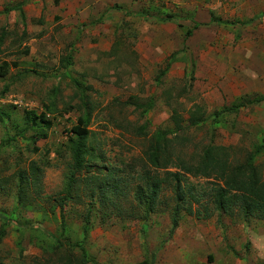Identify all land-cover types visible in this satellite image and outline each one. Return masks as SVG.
Wrapping results in <instances>:
<instances>
[{
  "label": "rangeland",
  "instance_id": "374dc122",
  "mask_svg": "<svg viewBox=\"0 0 264 264\" xmlns=\"http://www.w3.org/2000/svg\"><path fill=\"white\" fill-rule=\"evenodd\" d=\"M246 2L0 0V264H264V218L218 211L216 170L150 156L166 133L191 166L207 146L234 172L258 151L264 178V16ZM200 6L218 24L210 72L181 27ZM30 111L50 121L35 141ZM87 112L93 156L76 171L70 128Z\"/></svg>",
  "mask_w": 264,
  "mask_h": 264
},
{
  "label": "trees",
  "instance_id": "16d2710c",
  "mask_svg": "<svg viewBox=\"0 0 264 264\" xmlns=\"http://www.w3.org/2000/svg\"><path fill=\"white\" fill-rule=\"evenodd\" d=\"M17 9L20 10L21 15L23 14L21 11V7L17 6ZM199 23H195L194 27H197ZM181 26V25H180ZM183 27V32L186 37L190 36L193 31V27L181 26ZM174 55H169L168 60L166 62V67H169L170 64L173 63V59L171 57ZM176 59V58H175ZM7 63L4 62L3 65L0 66L1 74L6 73ZM227 111H233L238 109V105H231L229 107H225ZM38 118L39 122L35 123ZM28 120H30V124L32 128H34V135L31 137L33 141L37 138L45 137L47 134L42 131L43 126L49 125L50 121L45 118V114H38L30 111L28 113ZM89 120V112L85 113L82 117L78 118L76 124L72 125L70 128L72 137L69 138L71 142V151H72V160H73V168L78 171L83 168L85 165V156L90 154V157L93 154L90 153L87 148V140L90 136V130L86 128V125ZM38 128V129H36ZM40 132V133H39ZM159 140L154 143L151 148L150 156L151 162L153 160L156 162L155 166H160V160L165 159V164L172 163L179 168V170H184L188 173H192L193 175H203L208 176L213 170H216L217 178L221 181V183H214V199L213 202L218 211L223 212H232L235 211V207H239L244 214H255L259 217L264 218V178H262L261 174L254 167L253 163L256 160V154L250 156L245 165L235 167L237 172H234L229 166L228 162L221 158L220 150H224L223 147L220 146H207L203 150V155L199 161L198 165H187L185 163H181L176 157V159L172 156V154H168L167 146L164 141H160L163 138H166V133H158ZM178 160V163H176ZM248 170V171H246ZM72 172L70 182H73ZM173 177L175 178V190L177 191L178 200L183 199V191L180 189V171L172 172ZM153 178V176H152ZM162 180L155 178L154 183L152 185V191L156 192L160 188ZM192 199L198 201L195 196L192 194ZM190 200V199H187ZM178 206V205H177ZM174 208V211L178 210V207ZM177 213V212H176ZM176 215L173 217L175 218ZM3 218L8 221V218L3 215ZM175 223V222H174ZM176 224V223H175ZM61 225L63 227V221H61ZM86 230V227L84 228ZM84 251V250H83ZM67 264H77L73 263L72 255H68L66 257ZM84 259V258H83ZM81 260L79 264H84L85 259ZM138 264H150L148 261L143 260Z\"/></svg>",
  "mask_w": 264,
  "mask_h": 264
},
{
  "label": "crops",
  "instance_id": "0c3cea01",
  "mask_svg": "<svg viewBox=\"0 0 264 264\" xmlns=\"http://www.w3.org/2000/svg\"><path fill=\"white\" fill-rule=\"evenodd\" d=\"M246 3L249 7H252L249 16H252V18L256 20H258L261 16H264V0H248V2ZM204 5L209 6L208 3H204ZM211 13L212 9H209V11L207 12L201 6L199 7V12L197 13L198 21L196 20L199 25L197 26V28L193 29L192 34L186 39V44L189 52H191L195 56H198H194L195 61L197 62V65L204 66L205 72L216 70L217 66L219 65V61L217 60V52L219 49H221V47L218 48L216 46H213L216 45L213 40H215L216 36L218 38V35L214 30L216 27H218V24L216 22H212ZM261 52L262 51H258L255 54H261ZM235 80H243V78L237 77V79L235 78Z\"/></svg>",
  "mask_w": 264,
  "mask_h": 264
}]
</instances>
